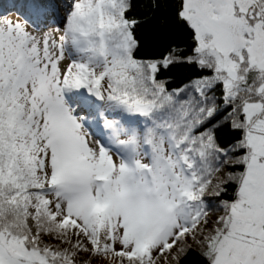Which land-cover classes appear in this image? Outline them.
<instances>
[{"label":"snow or ice","instance_id":"obj_1","mask_svg":"<svg viewBox=\"0 0 264 264\" xmlns=\"http://www.w3.org/2000/svg\"><path fill=\"white\" fill-rule=\"evenodd\" d=\"M139 3L0 0V264H264V0Z\"/></svg>","mask_w":264,"mask_h":264},{"label":"trees","instance_id":"obj_2","mask_svg":"<svg viewBox=\"0 0 264 264\" xmlns=\"http://www.w3.org/2000/svg\"><path fill=\"white\" fill-rule=\"evenodd\" d=\"M152 0H140L137 6L139 15L147 18V23L141 25L138 35L142 41L140 55L160 57L174 43L186 42L183 28L174 21V5L171 0H162L158 9L151 8ZM198 73L187 66H174L162 73L169 80V87L176 88L187 83ZM224 140L232 137L227 129L222 130ZM195 257L190 256L186 264H194Z\"/></svg>","mask_w":264,"mask_h":264}]
</instances>
